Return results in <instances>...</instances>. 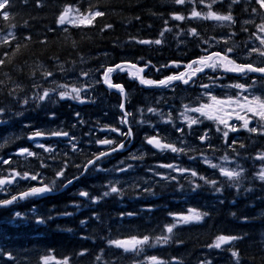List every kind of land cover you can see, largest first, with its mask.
I'll return each instance as SVG.
<instances>
[{
	"label": "trees",
	"instance_id": "16d2710c",
	"mask_svg": "<svg viewBox=\"0 0 264 264\" xmlns=\"http://www.w3.org/2000/svg\"><path fill=\"white\" fill-rule=\"evenodd\" d=\"M230 3L231 0H218L213 5V11L227 14ZM67 6L78 8L81 13L98 9L105 15L95 18L91 24L60 26L57 19ZM192 6L187 0L183 5L175 4L173 0H10L8 8L5 9L9 12V20L0 18V37L12 32L15 39L9 37L10 44H5L0 39V59L4 60L0 65V91L12 89L10 84H28L33 79L40 85L34 87L36 95L45 87H53V80L57 84L63 82L66 78L62 77L61 70L67 71L66 74L70 75L68 78L91 70L101 81L96 86V95L99 97H96L95 104L76 108L73 104L67 105L68 102L63 101L50 109V114L53 113L48 121L49 125L52 127L62 120V126L70 131L69 135L77 139L74 142L79 150L72 152L69 140L66 142L64 138L55 137L50 141L54 152L36 150L38 156L34 155L33 162L21 165L19 171L34 174L41 170L39 173L43 175L44 183L49 184L55 179L56 171L68 162L65 176L57 180V188L53 191L55 192L67 179L79 175L81 168L76 165L82 167L92 158L93 153L115 146L97 145V139L111 138L117 143L123 142L125 148L115 152L113 157L109 156L108 159L104 158L102 162H98L99 166L107 171L97 172L90 169L66 190L68 194L64 191L57 193L58 196L43 195L0 210V264H42V257L54 258L50 264L64 258H70V264H145L147 258L152 256L165 261L166 264H174L175 261H179V264H206L208 261L211 264H236L231 250L239 253L240 264H264V182L256 176L258 168L264 162L255 159L259 153L264 152V135L229 133L228 142L230 143L231 139L236 141L233 150L218 133L219 136L217 135L212 147H207L200 144L197 138L198 132L204 129L206 124L187 128L178 123L180 107L196 96V90L204 89L200 87L201 84L219 83L220 80L216 79L219 72L208 74L207 77H213L212 80L201 77L193 86L183 87L177 84L160 98L157 96L158 91H145L137 78L131 76L128 71H115L111 74V79L114 84H121L126 90L125 108L126 112L130 113L128 127H131L133 135L129 139L117 133L99 131L101 126H118L122 132L128 130L127 126L118 124L122 117L121 111L118 110L121 96L109 91L102 84L105 68L129 62L139 67L149 65L150 68L143 73L144 78L159 81L185 71L182 67H171V63L188 65L208 54L203 49H208V52L220 50L224 27L202 19H185L181 22L171 18L173 13L189 16ZM252 7L259 9V5L248 3V0L231 5L236 24L230 25L227 30L236 33L232 37L239 45L246 39H251V33L255 31L254 24L245 25L243 22L254 20L259 24L264 19V10H259L254 15ZM196 8L197 11L208 10L202 4H197ZM165 20L168 21L167 25ZM107 25L111 27H106ZM165 27L171 31L164 32L161 36L160 33ZM190 28H195L200 33L199 39L188 34ZM242 28H247L248 31H242ZM156 39H160L161 44L136 43V40ZM195 67L197 65H193V68ZM45 70L54 74L47 81L42 76ZM1 97L4 95H0ZM103 98H106V101L102 100ZM40 107L35 106L36 120L44 118L41 116L42 111H38ZM148 107L157 109L165 120L169 114L174 116L172 123H164L161 116L148 112ZM174 112L177 113V118ZM77 113L79 117H76ZM138 118L144 123H140ZM177 128L185 129L181 133L176 131ZM7 135L10 136L11 133ZM7 135H4V138ZM157 135L162 142L177 143V147L190 150L187 154L159 151L146 143V137ZM9 142H12V139ZM241 143L245 145L243 148L239 147ZM131 155H143L144 159L132 160L129 159ZM202 155L217 158L227 155L233 161L229 165L230 168L239 164L244 169L239 190L230 186V182L220 176L217 169H212L204 163L200 158ZM43 160L49 162L48 166L40 168ZM120 161H124L125 165L132 164L133 168L127 173H117L114 169L122 166ZM164 163H175L179 167L196 171L200 176L215 179L219 182L217 186L222 190L218 193L209 184L188 174L179 176L166 168L159 170L157 165ZM149 169L157 173L162 172L161 174L166 176H176L177 179H160L159 176L152 175L153 172ZM116 178L119 180L117 186L123 189V193L103 197L109 183L115 182ZM32 182V186L39 185L38 181ZM193 183L200 185L195 191ZM145 188L150 191H144ZM80 191H87L90 198L81 197L78 194ZM95 197L102 198L93 203L91 198ZM189 208L207 212L208 215L200 223L178 226L166 245H145L143 251L137 253L125 252L108 244L109 240L127 239L131 236L142 238L145 235L150 237L152 244L156 236L166 234L163 226L173 222L169 213L187 214ZM15 212H20L23 219H16ZM127 213L134 215L128 216ZM37 219H44L45 223L38 224ZM82 221L85 223H81ZM218 235H235L242 239L234 241L231 245H224L222 249L208 247ZM81 252L85 254L80 255ZM9 256L12 259H9ZM97 256L101 259L97 260Z\"/></svg>",
	"mask_w": 264,
	"mask_h": 264
},
{
	"label": "snow or ice",
	"instance_id": "6c2138e0",
	"mask_svg": "<svg viewBox=\"0 0 264 264\" xmlns=\"http://www.w3.org/2000/svg\"><path fill=\"white\" fill-rule=\"evenodd\" d=\"M173 2L177 5H183L185 4L186 0H173ZM188 3H191L192 9L190 12V15L185 17L182 14H172V19L176 21H184L185 19H202L207 21H215L220 24L221 27L227 26V25H235L236 20L234 19L232 13H231V5H235L241 2V0H231V3L229 5V12L227 14H220L216 11H213V5L218 2V0H187ZM248 3L259 5V9L256 7H252L251 11L252 14H257L259 10H264V0H248ZM10 4V0H0V18H2L4 21H8L10 16L9 12L5 11V9L8 8ZM202 4L204 5L208 10L207 12L203 11H197L196 5ZM72 13H75L74 15ZM105 13L96 9L89 11L87 13H81L78 8H72L71 6L65 7L64 11L59 15L57 19V23L60 26H63L65 24H72L78 26L79 24H91L92 21L97 17L104 16ZM264 15V13H262ZM168 21L165 20V24L167 25ZM245 25L247 24H254L255 31L251 33L252 37L255 41H258V44H250L246 45L248 47L247 55L249 58H251L252 54L255 53L260 57H264V19H262L261 23L256 24L254 20H245L243 22ZM106 27H111V25H107ZM67 31V28L64 29ZM171 31L170 28L165 27L164 30L160 33L161 36L164 35V32ZM242 31L247 32V28H242ZM188 34L192 37H195L197 39L200 38V33L197 32L195 28H190L188 30ZM236 35V33H229L228 37ZM9 37L12 39H15V36L12 32H9L7 36L0 37L2 39L3 43L10 44L11 41L9 40ZM25 39L30 40L31 37H25ZM215 39V38H213ZM225 43L228 42V38H225ZM136 43L139 44H161L160 39H156L154 41L149 40H136ZM206 43V41H205ZM219 43V41H217ZM208 54L205 56L200 57L197 60L192 61L188 65H186V68L190 71L185 73L181 72L178 75H171L166 77L163 80L159 81H153L149 79H145L143 76L140 75L144 71V68H138L135 63H127V64H117L115 66H109L105 68L103 72V83L109 88L119 91L121 96H125V90L121 85L113 84L111 79V74L117 70L119 71H128L131 76L134 78L139 79L140 84L146 85V86H157V87H169L172 82L174 81H181L185 85H188L190 82L195 83L193 80V76L196 75V73L203 72L205 68H210L213 71H216L218 68L222 69L224 72H234L238 73L240 75H247L249 73H258L261 76H264V61H261L260 64L255 63H237L234 58L230 56L231 53L235 51L234 47H228L223 49L222 51H215V52H208V49H203ZM6 55V54H5ZM4 63L3 59H0V65ZM193 65H198L197 67L193 68ZM147 66V65H146ZM176 67H180L179 64L175 65ZM53 72L51 71H43L42 76L45 81L49 80L51 77H53ZM81 75L85 78L88 77L89 73L82 72ZM209 79L212 80L213 77L209 76ZM216 79H219L217 77ZM99 83L100 81H96ZM52 84L54 85L51 88L45 87L42 89V92H38L32 99L43 102L46 99L50 98V96L53 93H56L61 100L64 99H70L78 101L79 103H86L88 102L84 97H82L81 93L86 92L87 88L84 86H77V85H70L67 83H60L57 84L54 80L52 81ZM36 87H40L39 84L35 85ZM216 86L213 84H201L200 87L204 89H210L211 87ZM229 87H233L237 90H239V93L235 97H226V98H219L215 95H208V101L206 103L200 104L198 107H190L188 105H184V112L181 113L184 122L187 123L188 127L191 128L192 125L197 123H202V120H198L196 118H193L191 116H188V112H194L198 113L200 117H203L204 119H207L209 121H213L215 124H217L216 131L221 134L223 137L225 143L228 142L229 133H235L241 128L243 130H247L250 133H257L264 135V99H262L260 96H245L241 95L240 93L248 92L249 89L245 87L244 84L236 83L234 85H230ZM57 89H61L57 92ZM15 91V90H14ZM25 105L29 103L28 99H25L23 101ZM121 112L123 113V116L121 117L120 123L122 125H129L128 116L130 113L126 112L124 109V104H120ZM143 111V110H142ZM148 112L161 116V120L164 123H172L173 117L169 114L168 118L165 120L163 115L157 111L155 108H148ZM4 109H0V115H3ZM249 114H251L252 118H257V125H253L252 127H249V125L252 123V119L249 118ZM79 116V113L76 114ZM235 119L237 121H242V125L238 127L235 124H230V119ZM2 122V121H0ZM82 122V121H81ZM141 123H144V121H140ZM222 125V127H220ZM100 131H110V132H116L118 135H123L128 137L129 139L132 137V129L129 126L127 132L120 131L117 127H109V126H101L99 128ZM176 131L183 133V128H177ZM44 134L37 131L32 136L28 137L29 139L35 140L36 138L42 137ZM51 136L55 137H67L69 142L71 143V151L76 152L78 151L77 143L74 142L76 140L75 137L69 136V133L63 132V131H56L51 133ZM206 139H209L208 133L205 132L201 137L200 140L203 143ZM97 145L101 146H108V145H115L114 147H111L108 150L99 151L98 153H93L92 158L88 159L86 163L81 167L80 165H76L77 168H81V171L79 175L74 176L71 179H67L66 183H64V187H68V185H71L74 183L75 180H79L81 176H84L89 172V170L93 171H107L106 169L99 166L98 162H102L104 158L109 157L112 155V153L121 151L125 148V144L123 142L117 143L115 140L111 138H103V139H97L95 141ZM146 143L148 145H151L153 148L159 150V151H171L172 153H184L187 154V152L190 149H186L184 147H177L176 144L171 142H162L161 138L159 136H150L146 137ZM236 144V141L233 139L232 144L229 145V147H233ZM245 145L240 144L239 147L243 148ZM0 147H3V145H0ZM35 147L42 148L44 152H54L55 149L50 146H45L42 143H36ZM211 147V145H209ZM234 150V147H233ZM18 155L32 157L34 155L38 156L37 153H34L27 148H22L19 150ZM67 155V153H65ZM190 159H195V157H189ZM129 159L132 160H143V155H131ZM255 159L260 160L264 162V152L259 153ZM224 163H233L229 159L227 155L223 157ZM10 163V160H5L3 158H0V165L8 164ZM204 163L208 164L209 167L212 169H217L219 171L220 176L224 177L228 182H230V186L236 187L237 190H239L240 182L244 176V169L239 165L236 164V167L229 168L222 164H215L212 163L210 159L207 157H204ZM120 167H117L114 169L117 173H127L132 168V164L125 165L124 161H120ZM41 167H47L48 165L45 164L43 161L41 162ZM159 168H166L170 170L171 172L177 173L179 176H184L185 174L190 175L193 178H198L199 180L204 181L205 184H209L214 191L221 192V188L217 186L219 182L215 179H208L204 176L198 175V173L194 170L179 167L176 164H160L157 165ZM68 168L67 162L63 164V166L56 171L55 173V179L51 181L49 184H45L43 177L41 173H29L27 171L25 172H19L15 169H12L8 172L7 176L0 175V192H7L6 186H11L15 183H18L19 180H25V181H38L39 186H29L27 190L21 191L16 195H12L10 198L0 200V208H7L15 203H18L19 201H23L32 197H39L48 193H51L54 191L57 180H60L65 176V171ZM149 171L153 172L154 176H159L160 179L164 180H176V176H166L161 173H157L152 169H149ZM257 178L264 182V166H262L259 170V174ZM119 180H115V182H110L108 187V190L103 192V197L110 196L112 194H122L123 189L121 187H118ZM200 185L193 183V190L195 191L197 188H199ZM144 191H150V189L145 188ZM81 197L90 198L89 193L87 191H80L78 193ZM102 197H95L91 198L93 203L99 202V199ZM65 215H71V213H65ZM126 215L132 216L134 213H127ZM170 216H172L173 222L165 224L163 226L164 235H159L155 237V242L150 244V237L148 235L141 237L137 236H131L127 239H114L109 240L108 244L110 247H115L117 249H123L125 252H142L145 245L155 247L156 245H166L169 243V241L172 239V235L174 233V229H176L178 226L182 224H190V223H200L203 221L204 217L208 215L207 212H201L195 208H189L187 210V214H176V213H169ZM14 217L18 220H22V214L20 212H15ZM51 218V217H49ZM36 223L43 224L45 223L44 219H37ZM81 223H85V221H82ZM242 239L240 236L235 235H218L214 242L208 247L214 248V249H222V246L224 245H231L234 241ZM84 252H81L80 255H84ZM231 256L235 258L236 264H240L239 260V253L235 250H231ZM9 259H12L11 256L8 257ZM54 258L50 257H42V264H50V261ZM97 260H100L101 257L97 256ZM55 264H70V258H64L61 261H56ZM145 264H166L165 261L159 260L157 257L152 256L147 258ZM174 264H179V261H175ZM206 264H211L210 261L206 262Z\"/></svg>",
	"mask_w": 264,
	"mask_h": 264
},
{
	"label": "flooded vegetation",
	"instance_id": "af4514ba",
	"mask_svg": "<svg viewBox=\"0 0 264 264\" xmlns=\"http://www.w3.org/2000/svg\"><path fill=\"white\" fill-rule=\"evenodd\" d=\"M18 84L23 85L21 83H18ZM28 84H26L28 86L24 85L25 88L23 91L16 89V92H14V95H15V93H17V97H16L17 99H16V101H14V105L11 108L12 111H11V109L9 110L8 108H4V106H0L1 109H4L3 115H0V121H2V122H0V129L2 131H4L5 135H7L9 132H13L15 134H19L21 136H24V142L22 143V145H25L27 147V149L34 148L36 145V142H34L33 139L28 138V137L32 136L35 132L39 131L41 133H51V131L46 129L45 126L40 127V125H37L33 121V116H32L33 107H34V104L36 102V100L32 99V97H34V90L32 88L34 84L33 83H28ZM89 93H90V91H86V92H82L81 95H88ZM2 94L6 95L5 90L3 91ZM25 99L29 100V103L27 105H25L23 103V101ZM14 114H16V115H14ZM249 116L251 117V114H249ZM252 119L254 120V125H257V118H252ZM16 129L18 130V132L16 131ZM0 135H2V133H0ZM0 145H2V144H0ZM6 150H8V151H6ZM9 152L10 151L8 148L3 149V147H0V158L4 157L3 159L10 160V163H11L12 153L11 152L9 153ZM25 157L26 156H23L22 160ZM10 163H8V166H6V164L0 165V175H4V176L8 175L7 171H10L13 167V165ZM5 169H7V170H5ZM6 187H7V192H0V199L1 200L10 198L12 195H16L19 192L24 191V189L27 190V188H28V187H26V184H24V181L21 182V180H19L18 183H15L11 186H6Z\"/></svg>",
	"mask_w": 264,
	"mask_h": 264
},
{
	"label": "rangeland",
	"instance_id": "374dc122",
	"mask_svg": "<svg viewBox=\"0 0 264 264\" xmlns=\"http://www.w3.org/2000/svg\"><path fill=\"white\" fill-rule=\"evenodd\" d=\"M250 44H258V41L257 42H253V43H249V44H247V45H250ZM236 47H241L242 48V45H235ZM244 48L246 49H248V47L247 46H244ZM237 49V48H236ZM246 49V52H248V50ZM251 59L255 62V63H258V62H260L261 63V61H264V57H260V56H258L257 54H255V53H253L252 54V56H251ZM65 72H67L66 70H61V74H62V77L63 78H67V77H70V75L69 74H66ZM85 72H87V71H85ZM89 74L90 75H92V72L91 71H89ZM32 81H33V79H31L30 80V82L29 83H32ZM79 81H81V79H69L68 80V84H70V85H72V84H75V83H77V82H79ZM23 85H19L18 83H13V84H10V86H12V89H9V90H5V93H6V95H4V97H5V99L4 100H0V102L2 103V104H5V105H12V104H14V101H16V97H17V93H15V95H14V92H16V89L17 90H24V88H25V86H28V85H26V83H22ZM25 85V86H24ZM15 90V91H14ZM3 91H0V95H2L3 96ZM3 97V98H4ZM52 99V100H51ZM50 101H54L53 100V98H50V100L48 101V103H51ZM7 106H4V108H8ZM118 109H119V107H118ZM121 110V109H120ZM182 112H184V111H182ZM182 112H180V117H181V119H180V121L183 119V117L181 116V113ZM187 115L188 116H191V117H193L194 118V112H188L187 113ZM252 119V118H251ZM182 121H184V120H182ZM231 121H233V119H231ZM231 121L229 120V123L231 124ZM242 124V123H241ZM251 125V124H250ZM250 125H249V127H250ZM15 136H16V138L18 139L19 137V134L17 135V134H15ZM9 139L10 140V136H6V139ZM12 138H15V137H12ZM4 142H5V140H4V138L3 137H0V144H4ZM219 164H221V163H219ZM262 166H264V165H262ZM261 166V167H262ZM260 167V168H261ZM260 170V169H259ZM258 174H259V172H258ZM263 241H264V238H263Z\"/></svg>",
	"mask_w": 264,
	"mask_h": 264
},
{
	"label": "bare ground",
	"instance_id": "6f19581e",
	"mask_svg": "<svg viewBox=\"0 0 264 264\" xmlns=\"http://www.w3.org/2000/svg\"><path fill=\"white\" fill-rule=\"evenodd\" d=\"M243 44H244V43H243ZM238 45H239V44H238ZM247 50H248V49H247ZM183 64H184V63H183ZM185 64H186V63H185ZM102 65H103V64H101V66H102ZM85 66H86V65H85ZM84 68H85V67H84ZM149 68H150V67H149ZM76 69L78 70V68H76ZM81 69H82V68H81ZM86 69H87V68H86ZM86 69H84V70H86ZM153 69H155V68H153ZM180 70H181V69H180ZM79 71H80V70H79ZM90 71H91V70H90ZM149 71H150V70H149ZM157 71H158V70H157ZM159 71H160V69H159ZM75 72H76V70H75ZM83 72H85V71H83ZM178 72H179V71H178ZM65 73H66V72H65ZM87 73H89V71H87ZM76 74H77V73H76ZM93 74H94V73L92 72V75H93ZM78 76H79V75H78ZM164 76H166V75H164ZM169 76H170V75H169ZM99 78H100V77H99ZM163 78H164V77H163ZM79 82H80V81H79ZM217 83H218V82H217ZM141 86H142V85H141ZM180 86H181V85H180ZM175 88H176V87H175ZM195 89H196V88H195ZM198 90H199V89H198ZM145 91H146V90H145ZM153 91H154V90H153ZM153 91H152V92H153ZM147 92H148V91H147ZM103 93H104V92H103ZM148 93H149V92H148ZM167 93H169V92H167ZM192 93H193V92H192ZM192 93H191V94H192ZM105 94H106V93H105ZM171 94H172V93H171ZM171 94H170V95H171ZM115 95H116V94H115ZM167 95H168V94H167ZM172 95H173V94H172ZM194 95H195V94H194ZM118 96H119V95H118ZM145 96H146V95H145ZM151 96H152V95H151ZM196 96H197V95H196ZM96 97H99V95H96ZM174 97H175V95H174ZM174 97H173V98H174ZM184 97H185V96H184ZM188 97H189V96H188ZM191 97H192V96H191ZM118 98H119V97H118ZM160 98H161V97H160ZM169 98H170V97H168V99H169ZM171 98H172V97H171ZM189 99H190V98H189ZM51 100H52V99H51ZM165 100H166V99H165ZM170 100H171V99H170ZM95 101H96V98H95ZM101 101H102V100H101ZM142 101H143V99H142ZM146 101H147V100H146ZM149 101H150V100H149ZM50 102H52V101H50ZM114 102H115V100H114ZM129 102H130V101H129ZM170 102H171V101H170ZM66 103H67V102H66ZM108 103H109V102H108ZM108 103H107V104H108ZM127 103H128V102H127ZM146 103H148V101H147ZM177 103H178V102H177ZM181 103H182V102H180V104H181ZM131 104H132V103H131ZM135 104H136V103H135ZM138 104H139V103H138ZM138 104H137V105H138ZM156 104H157V102H156ZM169 104H170V103H169ZM67 105H68V104H67ZM137 105H136V106H137ZM139 105H140V104H139ZM147 105H148V104H147ZM160 105H161V104H160ZM60 106H61V105H60ZM117 106H118V105H117ZM125 106H126V105H125ZM143 106H144V105H143ZM145 106H146V105H145ZM118 107H119V106H118ZM152 107H153V106H152ZM154 107H155V106H154ZM161 107H162V106H161ZM176 107H177V106H176ZM58 108H60V107H58ZM76 108H77V107H76ZM115 108H116V107H115ZM119 108H120V107H119ZM129 108H130V107H129ZM148 108H149V107H148ZM180 108H181V107H180ZM0 109H1V108H0ZM87 109H89V108H87ZM125 109H127V108H125ZM134 109H135V108H134ZM159 109H160V108H159ZM167 109H168V108H167ZM176 109H177V108H176ZM5 110H6V109H5ZM39 110H40V108H39ZM39 110H38V111H39ZM79 110H80V109H79ZM137 110H138V108H137ZM164 110H165V109H164ZM164 110H163V111H164ZM11 111H12V109H11ZM11 111H10V112H11ZM53 111H54V109H53ZM64 111H65V110H64ZM116 111H117V110H116ZM129 111H130V110H129ZM131 111H132V110H131ZM174 111H175V110H174ZM89 112H90V111H89ZM91 112H92V111H91ZM52 113H53V112H52ZM52 113H51V114H52ZM62 113H63V112H62ZM75 113H76V112H75ZM133 113H134V112H133ZM136 113H137V112H136ZM164 113H166V112H164ZM169 113H170V112H169ZM169 113H168V114H169ZM175 113H176V112H174V115H175ZM39 114H40V113H39ZM73 114H74V113H73ZM91 114H92V113H91ZM176 114H177V113H176ZM178 114H179V113H178ZM14 115H16V114H14ZM29 115H30V114H29ZM53 115H54V114H53ZM55 115H57V114H55ZM75 115H76V114H75ZM75 115H74V116H75ZM132 115H133V114H132ZM132 115H131V116H132ZM26 116H27V115H26ZM26 116H25V117H26ZM41 116H42V114H41ZM175 116H176V118L178 117L177 115H175ZM181 116H182V115H181ZM72 117H73V116H72ZM173 117H174V116H173ZM9 118H10V117H9ZM56 118H58V116H57ZM70 118H71V116H70ZM129 119H130V118H129ZM180 119H181V118H180ZM57 120H58V119H57ZM131 120H132V119H131ZM138 120L140 121L139 118H138ZM74 121H75V119H74ZM90 121H91V120H90ZM90 121H89V122H90ZM128 121H129V120H128ZM133 121H134V120H133ZM139 121H138V122H139ZM75 122H76V121H75ZM77 122H78V121H77ZM89 122H88V123H89ZM129 122H130V121H129ZM97 123H98V122H96V124H97ZM100 123H101V122H100ZM105 123H106V122H105ZM105 123H104V124H105ZM119 123H120V122H118V124H119ZM136 123H137V122H136ZM140 123H141V122H140ZM147 123H148V122H147ZM55 124H56V123H55ZM80 124H82V123H80ZM102 124H103V123H102ZM102 124H101V125H102ZM118 124H117V125H118ZM131 124H132V121H131ZM35 125H36V124H35ZM35 125H34V126H35ZM37 125H39V124H37ZM87 125H88V124H87ZM89 125H90V123H89ZM101 125H100V126H101ZM115 125H116V123H115ZM117 125H116V126H117ZM132 125H133V124H132ZM139 125H140V124H139ZM139 125H138V126H139ZM77 126H78V125H77ZM98 126H99V125H98ZM138 126H137V127H138ZM176 126H178V125H176ZM38 127H39V126H38ZM79 127H80V126H79ZM79 127H78V128H79ZM89 127H90V126H89ZM109 127H110V126H109ZM117 127H118V126H117ZM96 128H97V127H96ZM99 128H100V127H99ZM149 128H150V127H149ZM149 128H148V129H149ZM166 128H167V127H166ZM174 128H175V127H174ZM202 128H203V127H202ZM86 129H87V127H86ZM184 129H185V128H184ZM13 130H14V129H13ZM13 130H12V131H13ZM70 130H71V129H70ZM76 130H77V129H76ZM80 130H81V129H80ZM167 130H168V129H167ZM173 130H174V129H173ZM0 131H2V130L0 129ZM16 131L18 132L17 129H16ZM93 131H94V130H93ZM99 131H100V130H99ZM174 131H175V130H174ZM187 131H188V130H187ZM199 131H200V130H199ZM7 132H8V131H7ZM69 132H70V131H69ZM83 132H85V131H83ZM83 132H82V133H83ZM95 132H96V131H95ZM32 133H33V132H32ZM85 133H86V132H85ZM88 133H89V132H88ZM91 133H92V131H91ZM97 133H98V131H97ZM141 133H142V132H141ZM187 133H188V132H187ZM6 134H7V133H6ZM17 135H18V134H17ZM75 135H76V134H75ZM78 135H79V134H78ZM7 136H8V135H7ZM79 136H80V135H79ZM18 137H19V136H18ZM3 138H4V137H3ZM7 139H8V138H7ZM4 140H5V139H4ZM60 140H61V139H60ZM76 140H77V139H76ZM80 140H81V139H80ZM9 141H10V140H9ZM56 141H57V140H56ZM62 141H63V140H62ZM58 142H59V141H58ZM63 142H65V141H63ZM66 142H67V140H66ZM118 142H119V141H118ZM60 143H61V142H60ZM56 144H58V143H56ZM86 144H87V143H86ZM176 144H177V143H176ZM69 145H70V144H69ZM53 146H54V145H53ZM65 146H66V145H65ZM217 146H218V145H217ZM54 147H55V146H54ZM66 147H68V146H66ZM113 147H114V146H113ZM192 147H193V146H192ZM207 147H208V146H207ZM215 147H216V145H215ZM226 147H227V146H226ZM82 148H83V147H82ZM110 148H111V147H110ZM189 148H190V147H189ZM202 148H203V147H202ZM213 148H214V147H213ZM218 148H219V147H218ZM221 148H222V147H221ZM223 148H224V147H223ZM87 149H88V148H87ZM57 150H58V149H57ZM66 150H67V149H66ZM68 150H69V148H68ZM78 150H79V149H78ZM85 150H86V149H85ZM218 150H219V149H218ZM220 150H222V149H220ZM6 151H8V150H6ZM64 151H65V150H64ZM62 152H63V150H62ZM76 152H77V151H76ZM212 152H213V151H212ZM6 153H7V152H6ZM9 153H10V152H9ZM86 153H87V152H86ZM125 153H126V152H125ZM200 153H201V152H200ZM3 154H4V153H3ZM116 154H117V153H116ZM198 154H199V153H198ZM202 154H203V153H202ZM217 154H218V153H217ZM222 154H223V153H222ZM222 154H220V155H222ZM6 155H7V154H6ZM76 156H77V155H76ZM113 156H114V155H112V157H113ZM126 156H127V155H126ZM195 156H196V155H195ZM202 156H203V155H202ZM204 156H205V155H204ZM206 156H207V155H206ZM8 157H9V156H8ZM39 157H40V156H39ZM198 157H199V156H198ZM221 157H222V156H221ZM2 158H4V157H2ZM9 158H10V157H9ZM34 158H35V157H34ZM57 158H58V157H57ZM73 158H74V157H73ZM200 158H201V157H200ZM21 159H22V158H21ZM68 159H69V158H68ZM107 159H108V158H107ZM105 160H106V159H105ZM235 160H236V159H235ZM43 161H44V160H43ZM53 161H54V159H53ZM156 161H157V160H156ZM32 162H33V161H32ZM34 162H35V161H34ZM37 162H38V161H37ZM50 162H52V161H50ZM58 162H59V161H58ZM160 162H161V161H160ZM240 162H241V161H240ZM67 163H68V162H67ZM76 163H77V162H76ZM154 163H155V162H154ZM237 163H238V162H237ZM10 164H11V163H10ZM26 164H27V163H26ZM164 164H165V163H164ZM166 164H168V163H166ZM174 164H175V163H174ZM235 164H236V162H235ZM29 165H31V164H29ZM74 165H75V164H74ZM78 165H79V164H78ZM156 165H157V164H156ZM6 166H8V164H6ZM9 166H10V165H9ZM60 166H61V165H60ZM27 167H28V166H27ZM34 167H35V165H34ZM39 167H40V165H39ZM115 167H116V166H115ZM115 167L113 166V168H115ZM180 167H181V166H180ZM232 167H234V166H232ZM40 168H41V167H40ZM147 168H148V167H147ZM257 168H258V167H257ZM1 169H2V168H1ZM10 169H11V168H10ZM23 169H24V168H23ZM27 169H28V168H27ZM158 169L160 170L159 167H158ZM5 170H7V169H5ZM163 170H164V169H163ZM167 170H168V169H167ZM39 171H41V170H39ZM39 171H38V172H39ZM109 171H110V170H109ZM156 171H158V170H156ZM161 171H162V170H161ZM165 171H166V170H165ZM2 172H3V171H2ZM7 172H9V171H7ZM7 172H6V173H7ZM27 172H28V171H27ZM71 172H72V171H71ZM159 172H160V171H159ZM168 172H169V171H168ZM256 172H257V170H256ZM3 173H4V172H3ZM69 173H70V172H69ZM109 173H110V172H109ZM111 173H112V171H111ZM161 173H162V172H161ZM91 174H92V172H91ZM132 174H133V173H132ZM170 174H172V173H170ZM174 174H175V173H174ZM133 175H134V174H133ZM152 175H153V174H152ZM2 176H4V175H2ZM42 176H43V175H42ZM113 176H114V175H113ZM113 176H112V178H113ZM127 176H129V174H128ZM135 176H136V175H135ZM149 176H150V175H149ZM168 176H169V175H168ZM256 176H257V175H256ZM94 177H95V176H94ZM117 178H118V177H117ZM117 178H116V179H117ZM129 178H130V177H129ZM132 178H133V176H132ZM159 178H160V177H159ZM53 179H54V178H53ZM44 180H45V179H44ZM51 180H52V179H51ZM125 180H126V179H125ZM151 180H152V179H151ZM129 181H130V180H129ZM132 181H133V180H132ZM21 182H22V181H21ZM32 183H34V182H32ZM36 184H37V183H36ZM32 185H33V184H32ZM32 185H31V186H32ZM60 185H61V184H60ZM62 185H63V184H62ZM19 186H20V185H19ZM26 187H27V186H26ZM118 187H119V186H118ZM21 188H22V187H21ZM56 188H57V186H56ZM60 188H61V187H60ZM24 190H25V189H24ZM18 191H19V190H18ZM63 193H64V192H63ZM66 193H67V191H66ZM67 194H68V193H67ZM70 194H71V193H70ZM56 195H57V194H56ZM49 196H50V195H49ZM57 196H58V195H57ZM45 197H46V196H45ZM52 197H53V196H52ZM0 200H1V199H0ZM32 201H33V200H32ZM39 201H40V200H39ZM34 202H35V201H34ZM31 208H32V207H31ZM2 214H3V213H2ZM2 214H1V215H2ZM1 217H2V216H1Z\"/></svg>",
	"mask_w": 264,
	"mask_h": 264
},
{
	"label": "water",
	"instance_id": "95a60500",
	"mask_svg": "<svg viewBox=\"0 0 264 264\" xmlns=\"http://www.w3.org/2000/svg\"><path fill=\"white\" fill-rule=\"evenodd\" d=\"M209 69H210V68H207V69H204L203 72L196 73V75L193 76V80L196 79L201 73H204L205 71H207V70H209ZM229 74L240 75V74H238V73H234V72H229ZM253 74L259 75L258 73H253ZM140 75L142 76L141 73H140ZM175 82H181V81H174L173 83H175ZM190 83H191V82H190ZM105 86H106V85H105ZM145 88H147V89H158V88H160V87H157V86H146V85H145ZM111 90H113V91L119 93V91L116 90L115 88H113V89H111ZM123 102H124V97H123ZM40 138H41V137H39V139H40ZM68 186H69V185H68ZM65 188H66V187H63L62 190H64Z\"/></svg>",
	"mask_w": 264,
	"mask_h": 264
}]
</instances>
